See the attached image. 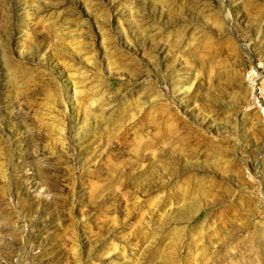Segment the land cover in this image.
<instances>
[{"label": "rangeland", "instance_id": "374dc122", "mask_svg": "<svg viewBox=\"0 0 264 264\" xmlns=\"http://www.w3.org/2000/svg\"><path fill=\"white\" fill-rule=\"evenodd\" d=\"M258 86L264 0H0V264H264Z\"/></svg>", "mask_w": 264, "mask_h": 264}, {"label": "built area", "instance_id": "2783aa9c", "mask_svg": "<svg viewBox=\"0 0 264 264\" xmlns=\"http://www.w3.org/2000/svg\"><path fill=\"white\" fill-rule=\"evenodd\" d=\"M263 87L258 86V88L256 87V93L257 95H255V100L257 102V105H259L262 110L264 111V98L262 97L263 94Z\"/></svg>", "mask_w": 264, "mask_h": 264}]
</instances>
